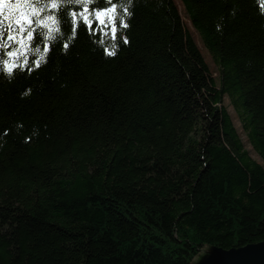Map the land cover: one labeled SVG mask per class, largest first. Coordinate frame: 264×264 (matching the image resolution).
Here are the masks:
<instances>
[{"label":"trees","instance_id":"obj_1","mask_svg":"<svg viewBox=\"0 0 264 264\" xmlns=\"http://www.w3.org/2000/svg\"><path fill=\"white\" fill-rule=\"evenodd\" d=\"M122 4L0 0V264H189L264 240L256 0Z\"/></svg>","mask_w":264,"mask_h":264},{"label":"water","instance_id":"obj_2","mask_svg":"<svg viewBox=\"0 0 264 264\" xmlns=\"http://www.w3.org/2000/svg\"><path fill=\"white\" fill-rule=\"evenodd\" d=\"M189 264H264V240L229 249L203 243Z\"/></svg>","mask_w":264,"mask_h":264},{"label":"rangeland","instance_id":"obj_3","mask_svg":"<svg viewBox=\"0 0 264 264\" xmlns=\"http://www.w3.org/2000/svg\"><path fill=\"white\" fill-rule=\"evenodd\" d=\"M184 20H185V18H184ZM193 36L195 37L197 43L201 46L200 40L198 39L197 34L194 31H193ZM202 51H203L204 58H205V60H206V62L208 64L209 68L213 72L212 75L215 77L216 82H218V76H217L215 65L212 63L208 53L204 49H202ZM224 105L226 106L228 112L230 113V115L232 117V120H233V123H234L235 127L237 128V131H238L242 141L246 145V149L249 150V152H250V154L252 156H255V154L251 150L249 144L246 142L245 133L241 129L240 121H239V119H238V117H237V115H236V113H235L233 107L231 106V104H230V102H229L227 97L224 98ZM11 191H12L13 194H17L18 193V191H16L14 188H11Z\"/></svg>","mask_w":264,"mask_h":264},{"label":"clouds","instance_id":"obj_4","mask_svg":"<svg viewBox=\"0 0 264 264\" xmlns=\"http://www.w3.org/2000/svg\"><path fill=\"white\" fill-rule=\"evenodd\" d=\"M69 2H74V3H85V7H87V3H91L92 0H69ZM256 3H257V5H259V7H260V14H261V15H264V0H256ZM130 4H131V0H128V4H122V5H121L122 7H124L125 12H127V7H128V5H130ZM129 15H130V14H129ZM123 26H124V27H128L127 24H124ZM127 42H128L127 39H125V43H126V44H127ZM111 47H112L113 49H115V48H116V45L113 44ZM67 50H68V46L65 45L63 51L66 53ZM35 51L38 52V53H40V55H39V59H38V61L36 62V66L39 67L40 64L47 63V59H46V57H47V49H45L44 52H40V49L37 48ZM110 53H111V54H110ZM107 54H108V55L115 56V55H116V52L113 50V51H111V52H108ZM6 71H7L8 75H9V77H11V71H8V69H7ZM30 93H31V89H28V90H26L25 92H23V93L21 94V96H22V98H23V97H26V96L30 95Z\"/></svg>","mask_w":264,"mask_h":264},{"label":"snow or ice","instance_id":"obj_5","mask_svg":"<svg viewBox=\"0 0 264 264\" xmlns=\"http://www.w3.org/2000/svg\"><path fill=\"white\" fill-rule=\"evenodd\" d=\"M51 7L52 8H56L57 7V4L56 3H52L51 4ZM110 11H115V9L113 8V9H111ZM97 15L99 16V15H102V13H97ZM50 19H51V17H50ZM40 23H44L43 21H40ZM111 54V53H110ZM9 55H12V53H9ZM12 69H11V67H9L8 68V71H11Z\"/></svg>","mask_w":264,"mask_h":264}]
</instances>
